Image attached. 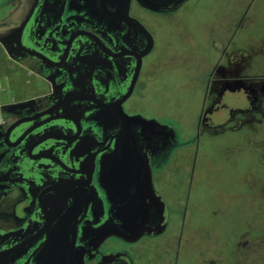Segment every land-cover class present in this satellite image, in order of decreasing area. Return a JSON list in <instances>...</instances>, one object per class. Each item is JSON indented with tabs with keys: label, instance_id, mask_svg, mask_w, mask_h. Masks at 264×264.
<instances>
[{
	"label": "flooded vegetation",
	"instance_id": "af4514ba",
	"mask_svg": "<svg viewBox=\"0 0 264 264\" xmlns=\"http://www.w3.org/2000/svg\"><path fill=\"white\" fill-rule=\"evenodd\" d=\"M176 1H0V25L24 21L20 46L0 44V51L45 86L8 100L33 99L30 104L1 113L2 128L19 123L21 129L16 136L9 132V144L0 139V151L10 149L0 166V264H136L128 247L115 243L156 233L133 241L103 235L106 225L119 222L116 204L128 200L106 188L132 164H147L153 179L178 140L168 127H142L137 149L126 151L136 157L110 159L124 153L113 150L122 125L114 112L136 113L125 104L155 45L135 9L163 14L186 0ZM161 199L164 231L168 206Z\"/></svg>",
	"mask_w": 264,
	"mask_h": 264
},
{
	"label": "rangeland",
	"instance_id": "374dc122",
	"mask_svg": "<svg viewBox=\"0 0 264 264\" xmlns=\"http://www.w3.org/2000/svg\"><path fill=\"white\" fill-rule=\"evenodd\" d=\"M135 14L155 45L125 107L178 143L151 177L166 229L114 247L127 246L136 264H264V0H186ZM23 73L24 87L2 100L44 91Z\"/></svg>",
	"mask_w": 264,
	"mask_h": 264
},
{
	"label": "water",
	"instance_id": "95a60500",
	"mask_svg": "<svg viewBox=\"0 0 264 264\" xmlns=\"http://www.w3.org/2000/svg\"><path fill=\"white\" fill-rule=\"evenodd\" d=\"M181 1L183 0H177L176 4ZM23 26L24 21H19L17 24L14 23L8 26L0 25V44L7 46V43L13 42L17 46H20V33L22 32ZM7 30L12 31L6 32ZM31 102H33V99L18 102H0V119L2 112H13L17 107L30 104ZM62 103L63 102L59 105L61 107L60 109H62V112L67 113L68 108ZM114 116L122 125L113 150L124 153H120V155H111L109 156L110 159L135 158L136 155L129 154L126 151L137 149V147H135V141L138 139V133L144 134L142 127L144 129L149 127L151 129L165 128L164 125L160 124L151 116L141 113L128 114L122 110V108H117L114 112ZM17 124L19 123H16L14 126L11 125L7 129L2 128L0 125V139L3 138V140H7L8 143L9 132H12L13 136H16L21 129L17 127ZM18 140L20 139L17 138V141ZM17 141L15 143H17ZM9 154L10 149H2L0 151V166L3 164L2 161ZM111 164L114 165L112 162ZM133 165L135 164L128 166L127 172H120L124 174V177L115 180V183L120 186L114 185L115 187H113V184L109 183L110 186H108V189L106 188L107 194L110 193L114 195L118 200L119 198L120 200H128L126 202L124 201L122 204H116L115 215L119 222L118 224L112 223L109 226L106 225L103 235L115 234L128 241L136 240L144 234H150L152 232L160 233L164 228V204L161 197L155 193L152 186L149 168L144 162L143 164H137L136 167H133Z\"/></svg>",
	"mask_w": 264,
	"mask_h": 264
},
{
	"label": "crops",
	"instance_id": "0c3cea01",
	"mask_svg": "<svg viewBox=\"0 0 264 264\" xmlns=\"http://www.w3.org/2000/svg\"><path fill=\"white\" fill-rule=\"evenodd\" d=\"M23 72H26L24 68L16 63H10L9 59H7L0 51V102L8 101L2 100V98L4 99V97L6 98L7 96H9V90L12 91L13 87L14 89L17 86L24 87L26 77L24 76ZM30 77L33 80L31 74ZM31 79L29 80L31 81ZM29 80H27V82Z\"/></svg>",
	"mask_w": 264,
	"mask_h": 264
}]
</instances>
